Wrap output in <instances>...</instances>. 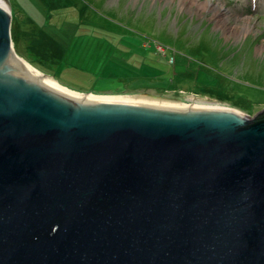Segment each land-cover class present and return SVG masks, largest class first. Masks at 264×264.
Returning <instances> with one entry per match:
<instances>
[{
	"label": "water",
	"instance_id": "1",
	"mask_svg": "<svg viewBox=\"0 0 264 264\" xmlns=\"http://www.w3.org/2000/svg\"><path fill=\"white\" fill-rule=\"evenodd\" d=\"M10 26L0 264H264V120L56 98L10 73Z\"/></svg>",
	"mask_w": 264,
	"mask_h": 264
},
{
	"label": "rangeland",
	"instance_id": "2",
	"mask_svg": "<svg viewBox=\"0 0 264 264\" xmlns=\"http://www.w3.org/2000/svg\"><path fill=\"white\" fill-rule=\"evenodd\" d=\"M3 1L12 50L67 89L264 111V0Z\"/></svg>",
	"mask_w": 264,
	"mask_h": 264
},
{
	"label": "bare ground",
	"instance_id": "3",
	"mask_svg": "<svg viewBox=\"0 0 264 264\" xmlns=\"http://www.w3.org/2000/svg\"><path fill=\"white\" fill-rule=\"evenodd\" d=\"M9 5L7 2L0 0V9L4 11L6 14L10 15V8H8ZM12 59V60H10ZM15 62L13 58H9L7 60V64L10 62ZM24 64L23 71H19L20 69L17 67H14L15 65L10 67V73L15 76L17 79L22 78L24 81H33L37 87H40L41 89L45 90L48 94L55 95L56 98L71 102L66 99H73L76 101L85 100L87 103L86 105H123V106H133V107H144V108H156V109H168V110H180V111H221L222 112H237L233 110L224 109L222 107H219L217 105H209L206 102H202V104H189V103H183L181 101L177 100H171V99H159V98H152L148 96H131V95H120V96H97V95H89L84 96L80 94L79 92H75L74 90L67 89V87L62 86L57 79L54 77H45L41 75V73L38 70H35V68L27 63L26 61L22 60ZM29 83V82H27ZM64 96V97H63ZM67 97V98H65ZM71 103H75L72 101ZM102 103V104H101ZM199 103V102H198ZM77 104V103H75ZM191 109V110H187ZM239 115V114H238Z\"/></svg>",
	"mask_w": 264,
	"mask_h": 264
},
{
	"label": "trees",
	"instance_id": "4",
	"mask_svg": "<svg viewBox=\"0 0 264 264\" xmlns=\"http://www.w3.org/2000/svg\"><path fill=\"white\" fill-rule=\"evenodd\" d=\"M159 43H161V42H159ZM162 45H164V46H168V45H166V44H162ZM174 56H171V58H173ZM174 60H175V62H174V66H175V64H176V58L174 57ZM154 66V65H153ZM151 79H153L154 77H150ZM156 79H157V77H156ZM159 79V78H158ZM159 81H160V84H158V85H161V86H163L162 87V89L165 91L166 89H168V87L169 88H171V89H175V90H179V86H178V84H176V83H174V82H172V81H170L169 80V78L168 77H163L162 79H159ZM184 82H186L185 81V78H183V80L181 81V83H184ZM202 93H204V94H208V93H212V92H210V91H202Z\"/></svg>",
	"mask_w": 264,
	"mask_h": 264
},
{
	"label": "flooded vegetation",
	"instance_id": "5",
	"mask_svg": "<svg viewBox=\"0 0 264 264\" xmlns=\"http://www.w3.org/2000/svg\"><path fill=\"white\" fill-rule=\"evenodd\" d=\"M255 120L262 121V120H264V117H261V116L258 117V116H257V117L254 119V121H255ZM252 121H253V120H252ZM254 121H253V122H254Z\"/></svg>",
	"mask_w": 264,
	"mask_h": 264
}]
</instances>
